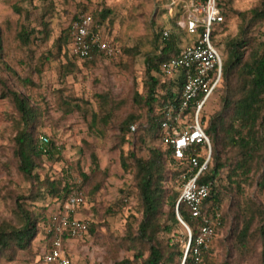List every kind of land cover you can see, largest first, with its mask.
<instances>
[{
  "label": "trees",
  "instance_id": "trees-1",
  "mask_svg": "<svg viewBox=\"0 0 264 264\" xmlns=\"http://www.w3.org/2000/svg\"><path fill=\"white\" fill-rule=\"evenodd\" d=\"M38 1L44 3L42 5L44 13L39 18L40 30L28 27V13L18 7H13V10L19 15V22L13 26L9 22L0 25V61L6 50L13 48L24 53L26 59L28 57L33 64L32 73L39 76L50 62L64 59L65 62L59 65L58 77L59 83L63 86L66 85L69 76L80 73L81 67L88 68L105 58L114 59L118 55H108L95 46L90 50L89 56L84 59L70 53L71 28L79 15L91 17L90 31L95 34H102L103 26L109 27L113 23L110 18L111 10L105 6L98 5L89 11L86 6L79 5V11L73 14L68 26L60 30L48 49L44 50L38 58H34L35 43L39 41L40 45L44 46L49 41L48 20L55 9L53 0ZM131 1L133 5L131 18L136 19L137 16L143 17L152 3V0ZM216 2L217 9L222 16L227 11L233 13L240 22L235 36L224 43L226 56L221 63L223 90L219 100L220 108L206 122L201 117L202 129L211 145L209 169L199 178V183L210 185L209 197L203 204L202 212L204 217L209 218L214 209L219 210L220 226L217 227L208 249H199L198 261H196L193 254L194 238L202 221L190 216L189 209L183 201L177 202L183 182L180 178L181 171L178 170L180 166L173 159L172 150L160 145L163 136L160 125L163 120L164 106L170 102H177L179 92L177 93V90L160 80L159 66L161 62L177 54L178 39L177 36L171 34L167 40L162 41V28L153 30V19H151L148 30H146L148 35L146 33L142 36L143 40H138V43L130 48H121L123 53L132 57L140 56L145 66L141 78V90L132 96L134 110L122 119L117 127L119 164L123 174L131 175L130 182L137 195L136 213L140 216L139 219H136L133 214L127 216L124 234L118 241L117 249L131 251L132 258L122 260L121 264H204L213 251L212 243L218 240L225 226L226 215L222 209L220 195V191L223 190L220 186V177L224 170H226L224 178L227 186L224 190L236 189L241 195V186L248 182L250 174L259 173L264 166V136L261 133L264 118V40L255 30L256 26L264 21V0H260L257 7L247 12L232 11L229 8L231 0H216ZM179 16L175 14L171 19V24L175 28ZM214 35L215 33L212 34ZM122 36L125 35L122 34ZM5 37L7 40L11 38V43L7 44ZM104 39L109 45L115 47V38L112 41L106 37ZM11 75L17 79L24 90L33 88L34 82L30 76L20 78L16 72H11ZM0 89L1 98L11 101L17 115L15 134L12 139L17 171L33 184L34 199L39 200L50 196L57 204V212L44 220L46 244L42 258L50 249L52 236L49 230L52 227V218L59 215L62 203L74 192L80 194L84 200L86 194L75 184L50 179L46 176L40 177L34 172L38 158H55L56 161H61L62 147L56 145L48 137L38 134L40 112L36 105L31 103V92L26 91L20 94L13 89L6 88L2 82H0ZM218 90L219 88L214 90L212 95ZM53 97L54 105L62 117L73 113L80 114L90 134L102 139L108 135L115 112L125 105L124 102L115 101L109 92L96 93L90 102L84 100L83 97L75 99L64 95L63 88H58L53 90ZM200 98L201 96H198L195 101L191 102L187 113H193L196 102ZM131 126H134L133 132L130 131ZM135 135L140 144H145V141L149 139L151 142L155 141L158 146L148 148L145 158H134L133 155L125 152L123 147L128 143L129 138ZM88 157L90 162L88 174L81 173L78 162L74 168L81 177L82 186L87 185L101 173L96 153L90 151ZM262 174L263 172L259 175ZM101 182L102 180L90 185L87 192L90 197H93L100 189ZM120 193L121 196L112 204L111 210L117 208L120 211L124 202L130 197L129 190H121ZM82 208L84 206L79 207V209ZM163 208H166V211H163ZM15 209L19 213V226L3 224L0 227V255L2 251L12 246L16 249L29 250L31 241L38 233L37 218L19 202ZM176 211L191 232L189 243L188 236L184 237L186 244L184 249L180 248L178 243H171L170 239L172 229L180 227ZM233 216L236 218V225L232 229L230 239L238 258L243 260L255 254L256 244L263 241L264 208L255 201L248 200L236 206ZM162 219L165 222H162ZM84 222L87 224V232L93 234V227L88 225V222ZM68 240H76V238L64 234L62 245L65 251V242ZM223 264L229 263L223 262ZM260 264H264L263 252H261Z\"/></svg>",
  "mask_w": 264,
  "mask_h": 264
},
{
  "label": "rangeland",
  "instance_id": "rangeland-1",
  "mask_svg": "<svg viewBox=\"0 0 264 264\" xmlns=\"http://www.w3.org/2000/svg\"><path fill=\"white\" fill-rule=\"evenodd\" d=\"M186 1L188 0H177V5H171L164 0H152L144 16H137L136 19L135 17L131 18L133 14L131 0H53L55 9L52 17L48 20L50 38L44 46L40 45L39 41L35 43L34 58H38L44 50L48 49L60 30L68 26L73 14L79 11V5L86 6L88 10L103 5L111 10L110 18L113 23L109 27L103 26L101 33L111 41L115 38L114 45L119 51L114 59L105 58L94 66L81 67L80 73L69 76L66 85L63 86L62 83H59L58 77L59 65L65 62L64 59L50 62L39 76L32 73L33 64L28 57L26 59L24 53L13 48L6 50L0 61V82L4 83L6 88L13 89L20 94L26 91L31 92V103L35 104L40 112L38 134L48 137L56 145L62 147L61 161H56L55 158H38L34 172L40 177L46 176L50 179L64 180L75 184L86 194V206L77 210L74 216L88 222V225L93 227V234L87 232L83 238L65 242L66 252L80 264H121L122 260L132 258L131 251L117 249L118 241L124 234L127 216L133 214L136 219L140 218L136 213L137 195L130 182L131 175L123 174L119 164L117 127L120 121L134 110L132 96L141 90V78L145 66L140 56L132 57L123 53L121 48H130L138 43V40H143L142 36L146 35L151 19H153V30L172 27V34L178 39V48L186 44L187 36L173 27L169 19L175 14H184L183 3ZM259 2L260 0H231L229 8L234 12H247L257 7ZM43 4L38 0H0V25L9 22L13 26L19 22V15L13 10V7H18L28 13V27L40 30L39 18L44 13ZM223 19V25L216 28L213 36L214 45L222 60L226 56L224 43L235 36L240 24L238 18L227 11H225ZM255 30L264 40V21L259 23ZM122 34L125 36L123 37ZM7 41V44L11 43V38H8ZM11 72H16L20 78L30 76L34 82L32 88L34 90L31 88L24 90L17 79L11 75ZM58 88H63L64 95L75 99L83 97L84 100L90 102L96 93L109 92L115 101L124 102L125 105L115 112L108 135L102 139L97 135L90 134L80 114L73 113L62 117L53 101V90ZM222 90V85H220L218 92L209 98L202 109L200 117L205 122L218 112ZM16 120L17 115L11 101L1 98L0 89V227L3 224L19 226V213L15 209L18 202L24 205V208L38 220L36 224L38 233L31 241L30 249L26 251L12 246L10 249L2 251L0 264H42L39 258H41L46 244L44 220L57 212V204L50 196L39 200L34 199L33 184L29 183L17 171V161L13 155L12 143ZM261 133L264 136V118ZM157 146L155 141L151 142L149 139L145 141V144H140L137 141V135H135V137L129 138L123 150L133 155L134 158H145L148 148ZM90 151L95 152L98 156L101 173L87 185L82 186L81 177L74 168L78 162L81 173H89L88 155ZM178 170L181 171L180 168ZM225 172L226 170L220 177V186L223 189L220 191L222 209L226 215L225 226L218 240L212 243L213 251L204 264H223V262L260 264L261 252L264 253V238L262 242L256 244L255 254L242 260L238 258L230 237L232 229L236 225L233 211L238 204H244L251 200L264 208V166L259 173L250 174L248 182L241 186V195L237 193L236 189L224 190L227 188ZM262 172L263 174L259 175ZM101 180L100 189L93 197H90L87 194L90 185ZM121 190H129L130 197L124 202L120 211L117 208L111 210L112 204L121 196ZM163 211H166V208H163ZM164 219L162 222H165ZM186 236H188L187 231L180 224L179 228L172 229L171 243H178L179 247L184 249L186 247L184 237Z\"/></svg>",
  "mask_w": 264,
  "mask_h": 264
},
{
  "label": "built area",
  "instance_id": "built-area-1",
  "mask_svg": "<svg viewBox=\"0 0 264 264\" xmlns=\"http://www.w3.org/2000/svg\"><path fill=\"white\" fill-rule=\"evenodd\" d=\"M168 3L177 5V0ZM183 4L184 14L177 19L176 29L192 39L180 46L174 57L161 62L159 66L160 80L179 92L177 102L164 106L160 145L172 150L173 159L181 169L183 182L177 202L183 201L190 216L202 221L194 238L193 254L198 261L199 249H208L220 226L219 210L214 209L209 218L204 217L202 212L203 204L209 197L210 185L199 183V178L209 169L211 145L202 129L200 111L221 85L222 57L214 45L212 34L223 25L224 19L217 9L216 0H188ZM91 23L89 15L81 14L72 24L70 53L84 59L95 46L108 55L118 54L117 48L109 45L102 34L90 31ZM171 34L172 27H163L161 40H167ZM198 96L201 98L196 102L193 113H187L191 102ZM130 131H134V126L130 127ZM43 141L46 142L45 139ZM81 206L85 207V200L77 192L62 203L59 215L52 218L49 230L52 241L49 251L39 260L42 264H80L63 249L62 238L64 234L76 239L87 234V224L74 216ZM185 229L189 243L191 232L187 226Z\"/></svg>",
  "mask_w": 264,
  "mask_h": 264
},
{
  "label": "water",
  "instance_id": "water-1",
  "mask_svg": "<svg viewBox=\"0 0 264 264\" xmlns=\"http://www.w3.org/2000/svg\"><path fill=\"white\" fill-rule=\"evenodd\" d=\"M176 218H177V220L179 221V223H180L182 226L186 227L185 224L182 222V220H181V218H180L178 212H176ZM185 254H186V252H185Z\"/></svg>",
  "mask_w": 264,
  "mask_h": 264
},
{
  "label": "crops",
  "instance_id": "crops-1",
  "mask_svg": "<svg viewBox=\"0 0 264 264\" xmlns=\"http://www.w3.org/2000/svg\"><path fill=\"white\" fill-rule=\"evenodd\" d=\"M172 18L173 17H170L169 19L171 20ZM187 38H188V41H187V43H188L189 41H191L192 38L191 37H188V36H187Z\"/></svg>",
  "mask_w": 264,
  "mask_h": 264
}]
</instances>
